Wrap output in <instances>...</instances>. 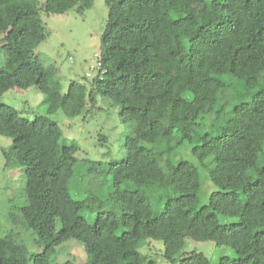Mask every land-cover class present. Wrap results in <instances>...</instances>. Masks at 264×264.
<instances>
[{
  "label": "trees",
  "instance_id": "obj_1",
  "mask_svg": "<svg viewBox=\"0 0 264 264\" xmlns=\"http://www.w3.org/2000/svg\"><path fill=\"white\" fill-rule=\"evenodd\" d=\"M93 1L0 0V97L36 86L47 107L26 118L0 102V136L11 141L0 145L2 170L22 174L0 264L26 263L23 231L44 247L34 264H75L46 259L56 220L83 245L82 264H145L146 239L161 241L172 264H264V0H104L100 66L62 92L55 65L34 53L47 34L41 15L80 13ZM94 93L131 127L121 159H78L50 116L100 109ZM200 170L213 187L205 203ZM76 174L87 185L71 195ZM189 239L230 246L235 257L213 263L183 251Z\"/></svg>",
  "mask_w": 264,
  "mask_h": 264
},
{
  "label": "rangeland",
  "instance_id": "obj_2",
  "mask_svg": "<svg viewBox=\"0 0 264 264\" xmlns=\"http://www.w3.org/2000/svg\"><path fill=\"white\" fill-rule=\"evenodd\" d=\"M106 5L104 0H94L91 7L83 12L69 10L63 14L41 15L45 25L46 37L34 49V53L44 62L53 63L57 69L55 76L62 92L67 90L69 83L73 80H89L96 69H90L96 65V54L99 51L100 35L106 19ZM90 73V74H87ZM86 77V78H85ZM96 105L100 109L87 111L77 117L68 118L60 110L50 115L58 121L63 137L68 142H75L78 145L76 156L78 159H89L92 161H105L109 157L121 159L123 156L122 144L130 126L121 123L117 116V108L108 106V101H102L99 94L94 93ZM44 95L36 86L26 89L12 88L6 91L0 102L9 104L18 110L24 108L23 116L31 118L32 111L46 114V103ZM194 107L205 109L207 102L194 100ZM87 108V107H86ZM99 134H103L107 143L98 142ZM10 139L0 136V145H10ZM176 159V157H173ZM3 157L0 153V230L9 227L6 221V210H8V199L14 198L17 205L22 203L20 197L16 198L22 182V174L19 169L2 170ZM202 187L198 194L200 203H205L212 186L208 179H204L200 170ZM85 175L77 174L69 181L71 195L74 188H85L87 185ZM79 185V186H78ZM45 192V190H42ZM87 222H92L94 213H82ZM220 217L225 220L227 217ZM231 219V218H229ZM2 234V232H0ZM23 241L26 245L27 260L25 264H34L30 258L33 253L43 251V246L34 242L36 236L30 232L23 231ZM143 242V241H142ZM196 250L215 263L220 256L226 255L234 258L235 253L230 246H215L211 241L186 240L183 251ZM139 251L146 257L145 264H172L167 262L163 256V244L159 240L146 239L139 247ZM19 252V251H15ZM255 252V250H254ZM146 253V254H145ZM46 259L51 263H61L71 260L75 264H82L86 260V253L83 245L68 235L60 232V223L56 220V237L46 251Z\"/></svg>",
  "mask_w": 264,
  "mask_h": 264
},
{
  "label": "built area",
  "instance_id": "obj_3",
  "mask_svg": "<svg viewBox=\"0 0 264 264\" xmlns=\"http://www.w3.org/2000/svg\"><path fill=\"white\" fill-rule=\"evenodd\" d=\"M96 65L99 67L100 65H99V62H96ZM95 66L94 65H92L91 67H90V69H93ZM97 68V67H96ZM87 74H89V73H87Z\"/></svg>",
  "mask_w": 264,
  "mask_h": 264
},
{
  "label": "clouds",
  "instance_id": "obj_4",
  "mask_svg": "<svg viewBox=\"0 0 264 264\" xmlns=\"http://www.w3.org/2000/svg\"><path fill=\"white\" fill-rule=\"evenodd\" d=\"M97 62V61H96ZM95 69V68H94Z\"/></svg>",
  "mask_w": 264,
  "mask_h": 264
}]
</instances>
